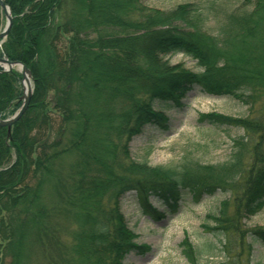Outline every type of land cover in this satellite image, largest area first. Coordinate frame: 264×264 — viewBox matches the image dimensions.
I'll use <instances>...</instances> for the list:
<instances>
[{
  "label": "trees",
  "instance_id": "1",
  "mask_svg": "<svg viewBox=\"0 0 264 264\" xmlns=\"http://www.w3.org/2000/svg\"><path fill=\"white\" fill-rule=\"evenodd\" d=\"M74 1L62 21L66 0H5L13 26L0 55L31 70L34 94L10 137L0 127L1 255L9 252L11 264L30 262L35 250L45 264H129L131 251L148 246L136 243L126 221L128 193L159 218L152 197L176 209L185 194L198 201L222 191L234 196V215L223 203L207 228L223 236L220 264H241L231 241L241 245L240 225L264 208V121L252 116L264 95V0H203L169 11H145L142 0ZM209 19L219 22L216 34L205 29ZM174 53L200 70L171 64ZM1 70L0 117L7 118L22 105V75ZM196 87L251 111L199 115L200 124L243 129L229 159L185 156L170 166L134 159V136L148 125L169 129L155 102L181 108ZM249 233L264 243L263 228ZM182 247L197 264L187 235Z\"/></svg>",
  "mask_w": 264,
  "mask_h": 264
},
{
  "label": "rangeland",
  "instance_id": "2",
  "mask_svg": "<svg viewBox=\"0 0 264 264\" xmlns=\"http://www.w3.org/2000/svg\"><path fill=\"white\" fill-rule=\"evenodd\" d=\"M203 0H142L145 11L159 9L169 11L180 4L200 3ZM236 4L243 0H232ZM74 0H66L60 12L64 21L73 7ZM0 32L5 29L7 19L1 13ZM143 18V17H142ZM186 30H190L182 22L175 23ZM219 22L209 19L206 31L217 33ZM115 30V29H113ZM171 64H184L185 67L198 71L197 62L183 53H174L166 57ZM155 108L162 110L169 117V129L163 130L157 126L148 125L141 135L134 136L130 142L132 157L138 161H147L153 166H170L178 163L185 156L205 164L222 163L229 159L233 139L244 134L243 129L235 126L214 127L198 122L201 113L217 112L232 117H246L251 114L248 106L227 96L205 94L201 88H196L184 100V106L173 108L162 101L155 102ZM252 116L256 121H264V95L260 97ZM226 203V214L229 219L234 215L235 202L231 193L217 192L212 196H204L194 200L185 194L184 200L176 211L170 210L163 201L152 198L150 204L164 217L152 218L142 212L138 195L128 193L122 199V210L129 228L137 235L136 243L148 245L144 251L134 250L127 256L125 262L129 264H189L183 254L182 242L188 236L190 243L199 251L197 264H220L226 260L223 236L208 230L214 226L209 215H218ZM4 217V216H3ZM240 230L244 240L241 245L238 240L231 241L232 255H237L241 264H264V243L254 239L251 229H264V208L248 220H244ZM236 236V235H235ZM225 237V236H224ZM227 242L228 238H224ZM224 242V241H223ZM3 243V244H2ZM5 242L0 245L4 248ZM2 253V252H1ZM0 253V264H11L9 252ZM26 264H45L42 254L35 250L30 262Z\"/></svg>",
  "mask_w": 264,
  "mask_h": 264
},
{
  "label": "water",
  "instance_id": "3",
  "mask_svg": "<svg viewBox=\"0 0 264 264\" xmlns=\"http://www.w3.org/2000/svg\"><path fill=\"white\" fill-rule=\"evenodd\" d=\"M0 7L5 13L7 22L5 29L0 33V40H4L9 35V32L13 26V17L11 10L9 6L5 3L4 0H0ZM0 65L2 66V71H10L15 67H18L21 73L23 74L24 78V95L22 96V99H24V102L21 106V108L9 119H0V126H6L8 128V135L11 134L12 125L15 124L18 120L21 119V117L25 114V112L28 109V106L31 102L32 95H33V88L31 84L32 79V73L31 71L26 67L25 64L21 62H13L5 57H0ZM7 65V67H5Z\"/></svg>",
  "mask_w": 264,
  "mask_h": 264
}]
</instances>
